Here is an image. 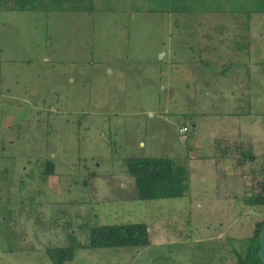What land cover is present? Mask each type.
Returning a JSON list of instances; mask_svg holds the SVG:
<instances>
[{"label": "rangeland", "instance_id": "obj_1", "mask_svg": "<svg viewBox=\"0 0 264 264\" xmlns=\"http://www.w3.org/2000/svg\"><path fill=\"white\" fill-rule=\"evenodd\" d=\"M198 1L0 0V264H237L264 220V0ZM129 157L184 166L186 196L139 200ZM133 223L148 247L90 246Z\"/></svg>", "mask_w": 264, "mask_h": 264}, {"label": "trees", "instance_id": "obj_2", "mask_svg": "<svg viewBox=\"0 0 264 264\" xmlns=\"http://www.w3.org/2000/svg\"><path fill=\"white\" fill-rule=\"evenodd\" d=\"M20 11L34 10L41 3H59L70 6H79L90 3L92 10L94 0H13ZM198 0H191L197 2ZM191 4L190 0H187ZM199 2V1H198ZM77 9V8H76ZM81 9V10H82ZM88 9V8H85ZM193 9V7H192ZM80 11V9H77ZM251 162L256 159L249 157ZM245 165L246 160H241ZM123 165L135 179L137 198L141 201L177 199L186 196L188 185V170L178 165L174 160L166 157L125 158ZM54 174V164L47 165V175ZM262 190L258 194L244 200L249 207H264V180ZM264 226V220L258 223L252 237L243 241V248L233 249L237 264H263L259 257V236ZM90 246L94 249L107 248H146L150 245L149 227L144 223L101 225L90 229ZM235 241L239 239H234ZM48 255L53 264H65L75 258L74 248L50 249Z\"/></svg>", "mask_w": 264, "mask_h": 264}, {"label": "water", "instance_id": "obj_3", "mask_svg": "<svg viewBox=\"0 0 264 264\" xmlns=\"http://www.w3.org/2000/svg\"><path fill=\"white\" fill-rule=\"evenodd\" d=\"M259 257L262 261V263L264 264V226L262 228V231L260 233V236H259Z\"/></svg>", "mask_w": 264, "mask_h": 264}, {"label": "built area", "instance_id": "obj_4", "mask_svg": "<svg viewBox=\"0 0 264 264\" xmlns=\"http://www.w3.org/2000/svg\"><path fill=\"white\" fill-rule=\"evenodd\" d=\"M181 132L186 133V132H188V129H187V128H183V129L181 130Z\"/></svg>", "mask_w": 264, "mask_h": 264}]
</instances>
